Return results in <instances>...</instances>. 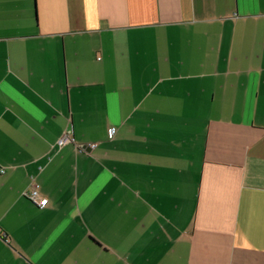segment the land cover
Wrapping results in <instances>:
<instances>
[{
  "label": "crops",
  "instance_id": "obj_1",
  "mask_svg": "<svg viewBox=\"0 0 264 264\" xmlns=\"http://www.w3.org/2000/svg\"><path fill=\"white\" fill-rule=\"evenodd\" d=\"M0 170V264H264V0H0Z\"/></svg>",
  "mask_w": 264,
  "mask_h": 264
},
{
  "label": "built area",
  "instance_id": "obj_2",
  "mask_svg": "<svg viewBox=\"0 0 264 264\" xmlns=\"http://www.w3.org/2000/svg\"><path fill=\"white\" fill-rule=\"evenodd\" d=\"M114 131H115L114 129H110V136L113 135ZM71 141H72L71 129H65L60 135V137H58L56 144L58 145V147H60ZM77 147L80 148L83 147V145H77ZM0 171L3 172V170ZM22 195L39 207H43L47 202V199L45 197L39 196V185L35 182H32L29 188L23 191Z\"/></svg>",
  "mask_w": 264,
  "mask_h": 264
}]
</instances>
